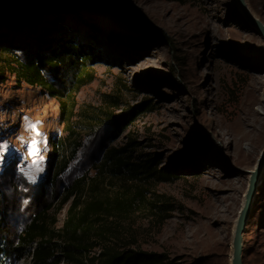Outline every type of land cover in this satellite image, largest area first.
<instances>
[{
	"label": "rangeland",
	"instance_id": "rangeland-1",
	"mask_svg": "<svg viewBox=\"0 0 264 264\" xmlns=\"http://www.w3.org/2000/svg\"><path fill=\"white\" fill-rule=\"evenodd\" d=\"M245 3L264 24V0ZM80 49L101 61L71 119V101L27 83L19 65L21 50ZM260 100L264 38L238 0H0V233L13 236L47 203L62 226L74 196L61 202L77 191L84 203L133 205L101 220L94 242L162 253L172 264H232L236 223L264 159V141L241 132L254 112L264 116ZM129 109L147 111L117 138L108 115ZM134 142L136 159L158 161L171 177L130 179L102 167L109 150ZM262 165L242 264H264Z\"/></svg>",
	"mask_w": 264,
	"mask_h": 264
},
{
	"label": "trees",
	"instance_id": "trees-1",
	"mask_svg": "<svg viewBox=\"0 0 264 264\" xmlns=\"http://www.w3.org/2000/svg\"><path fill=\"white\" fill-rule=\"evenodd\" d=\"M21 51L25 60L22 62L23 66L19 67H24L20 72L26 82L71 101L69 116L72 119L77 109L76 94L83 85L94 81L95 76L91 68L97 61H101V58L87 49L49 54ZM31 55L34 60L30 59ZM68 75L71 77L67 78ZM146 111L129 109L108 115L117 130L116 137H121L137 117ZM65 146L66 142H57V158H65L62 155ZM79 147L80 144L75 146L73 151L76 152ZM137 147L138 144L134 142L128 149L109 150L102 167H110L112 174L130 179L165 180L171 177L164 169L158 168V161L142 162L136 159ZM61 163L57 162L54 166L55 183L68 165L67 161ZM73 196L62 226H57L56 215L51 214L55 209L54 204L47 203L13 236L8 237L7 234L0 233V257L16 262L26 260V264H172L162 253L119 248L105 242H94L92 239L91 234L99 233L95 230L101 220L115 212H129L133 208L131 202L125 199L98 197L84 203L81 195L75 191L64 196L61 204H65ZM95 248H98V251L90 254Z\"/></svg>",
	"mask_w": 264,
	"mask_h": 264
},
{
	"label": "water",
	"instance_id": "water-1",
	"mask_svg": "<svg viewBox=\"0 0 264 264\" xmlns=\"http://www.w3.org/2000/svg\"><path fill=\"white\" fill-rule=\"evenodd\" d=\"M239 4L241 5L242 9L244 10L246 17L248 21L252 24V26L257 30V32L264 38V24L253 17L247 10L245 0H238ZM264 163V159L260 161V165ZM260 171V167L256 168L254 172H252L251 179H250V186L248 193L246 195V202L242 209V212L240 213V216L236 223V229L234 234V253L232 258V264H242V258H241V240H242V234L245 233V225L246 220L248 216V210L250 207L252 194L255 190V186L257 184L256 177Z\"/></svg>",
	"mask_w": 264,
	"mask_h": 264
},
{
	"label": "bare ground",
	"instance_id": "bare-ground-1",
	"mask_svg": "<svg viewBox=\"0 0 264 264\" xmlns=\"http://www.w3.org/2000/svg\"><path fill=\"white\" fill-rule=\"evenodd\" d=\"M260 103H264V101L260 100ZM247 126L248 128H246ZM241 132L242 139L248 141H264V116L260 115L258 112H254L251 115L248 123H246L245 128H242ZM262 166L263 165H260V163L257 166V168L260 167V171L256 177V180H258V177L261 175Z\"/></svg>",
	"mask_w": 264,
	"mask_h": 264
}]
</instances>
